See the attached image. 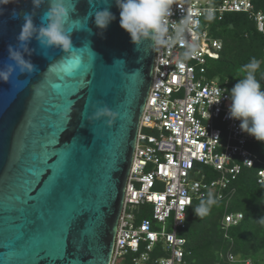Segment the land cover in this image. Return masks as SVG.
Here are the masks:
<instances>
[{
    "label": "water",
    "instance_id": "obj_1",
    "mask_svg": "<svg viewBox=\"0 0 264 264\" xmlns=\"http://www.w3.org/2000/svg\"><path fill=\"white\" fill-rule=\"evenodd\" d=\"M109 3L116 18L102 34L90 18L91 35L74 31L73 50L48 58L33 40L39 71L0 82V264H109L154 55L132 44ZM3 7L0 65L22 24L11 11L32 4ZM98 7L79 0L73 18ZM104 105L118 113L111 124L89 119Z\"/></svg>",
    "mask_w": 264,
    "mask_h": 264
},
{
    "label": "built area",
    "instance_id": "obj_2",
    "mask_svg": "<svg viewBox=\"0 0 264 264\" xmlns=\"http://www.w3.org/2000/svg\"><path fill=\"white\" fill-rule=\"evenodd\" d=\"M240 11L254 18L264 33V12L254 9V0H176L173 5L169 33L188 19L184 39L197 50L182 65L176 58L185 50L183 43L154 52L109 264H181L186 238L178 231L193 199L214 188L221 199V189L258 160L248 145L260 142L241 132L239 121L227 118V86L207 76V61L219 57L222 40L201 28L202 16L212 19ZM199 166L218 176L207 179ZM192 171L200 177L189 178ZM257 176L263 182L264 170L257 169ZM242 217L240 211L226 213L224 224H236ZM155 248L160 255H152Z\"/></svg>",
    "mask_w": 264,
    "mask_h": 264
},
{
    "label": "clouds",
    "instance_id": "obj_3",
    "mask_svg": "<svg viewBox=\"0 0 264 264\" xmlns=\"http://www.w3.org/2000/svg\"><path fill=\"white\" fill-rule=\"evenodd\" d=\"M13 2L14 0H0V15L5 10L3 6ZM78 3L79 0H31V10L11 11V18L22 20V24L15 36V44L9 43L6 47L7 55L0 65V82L10 83L15 74L17 78L26 77L21 81L22 84H26L28 78L39 71L30 59L37 48L40 50L39 54L45 58H48L49 50L70 53L74 48L72 41L74 31L85 30L89 35L92 34L91 28L88 27L90 18L101 34L116 18L109 10V0H98L102 7L93 9L84 17L73 18ZM175 3L176 0H115L119 9V26L129 35L132 44L138 50L159 52L164 46L183 43L185 50L176 58V63L182 65L196 52L197 45L184 39L185 32L190 29L188 19H182L174 32L169 33L168 21L173 14L172 7ZM45 5L43 13L37 16V12ZM37 17L39 23L34 22V18ZM33 40L37 42L36 49L29 47ZM89 45L90 41H87L86 46L90 49ZM76 63L78 64L79 60H76ZM116 63L124 64V61L117 60ZM260 63L252 58L244 64L241 67L242 77L230 90L225 91L230 102L227 118L239 121L241 132L253 137L257 142L264 143V88L256 77ZM117 116V112L104 105L95 106L89 119H103L106 124H111ZM216 203L215 193L208 191L193 208V213L196 217L203 218L210 213ZM257 222L264 225V216Z\"/></svg>",
    "mask_w": 264,
    "mask_h": 264
},
{
    "label": "trees",
    "instance_id": "obj_4",
    "mask_svg": "<svg viewBox=\"0 0 264 264\" xmlns=\"http://www.w3.org/2000/svg\"><path fill=\"white\" fill-rule=\"evenodd\" d=\"M254 9L264 12V0H254ZM212 19L220 30L216 35L222 40L219 57L212 59L223 73L218 82L225 86L238 82L243 75L241 67L255 58L261 62L256 77L264 88V33L257 28L255 19L243 11L225 12ZM250 147L258 160L253 167H243L221 189V199L217 198L214 188L220 202L217 201L208 215L196 217L193 208L197 205L193 201L187 208L184 224L178 231L186 238L181 264H264V225L257 222L264 216V181L258 182L257 176V169L264 170V144ZM237 211L243 214L241 220L224 225V215ZM230 254L236 258L229 259Z\"/></svg>",
    "mask_w": 264,
    "mask_h": 264
},
{
    "label": "rangeland",
    "instance_id": "obj_5",
    "mask_svg": "<svg viewBox=\"0 0 264 264\" xmlns=\"http://www.w3.org/2000/svg\"><path fill=\"white\" fill-rule=\"evenodd\" d=\"M201 28L202 29H204L206 32H208V34L210 35V36H214V37H218V35H216V32H220V30H219V27L216 25V24H214V21H213V19H211V18H209V17H207V16H202L201 17ZM220 38V37H219ZM209 66V71H208V73H207V76L209 77V78H218L219 76H223V73H222V71H220L219 70V65H218V63L216 62V61H214V60H208L207 61V67ZM237 82V81H236ZM235 81H232L229 85H227V88H228V90L230 89V88H232L233 86H234V84L236 83ZM228 86H230V88L228 87ZM218 126H220V127H223L224 125H222V124H218ZM256 145V143H249V147L251 146V145ZM264 143H262V145H263ZM199 168L201 169V173L200 174H205L206 175V178L207 179H212V178H216L217 176H218V174L215 172V171H213V169H211V168H209V167H205V166H199ZM200 174L198 175L195 171H192L190 174H189V178H195V177H200ZM232 179H234V178H232ZM155 188H161V185L160 184H156V186H155ZM208 191H212V192H214V193H216V191H215V189H209ZM207 191V192H208ZM200 199L201 198H194L193 199V204H196V205H198L199 204V201H200ZM218 202H220V200H217ZM191 209V208H190ZM131 211H135L136 212V210H137V207L135 208V207H132L131 209H130ZM188 210V209H187ZM170 222H168L167 224H166V226H167V228H170V224H169ZM180 234H181V232H180ZM161 254V251H159V249L158 248H155L154 249V251L152 252V255L153 256H158V255H160ZM229 257V256H228ZM236 257H230L229 259H231V260H233V259H235Z\"/></svg>",
    "mask_w": 264,
    "mask_h": 264
},
{
    "label": "snow or ice",
    "instance_id": "obj_6",
    "mask_svg": "<svg viewBox=\"0 0 264 264\" xmlns=\"http://www.w3.org/2000/svg\"><path fill=\"white\" fill-rule=\"evenodd\" d=\"M70 65H71L72 67H74L75 65H77L76 60H73V61L70 63Z\"/></svg>",
    "mask_w": 264,
    "mask_h": 264
}]
</instances>
